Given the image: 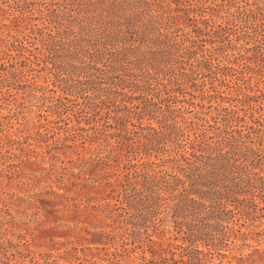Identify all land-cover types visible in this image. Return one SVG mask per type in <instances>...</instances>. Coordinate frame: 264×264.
Wrapping results in <instances>:
<instances>
[{"label":"rangeland","instance_id":"rangeland-1","mask_svg":"<svg viewBox=\"0 0 264 264\" xmlns=\"http://www.w3.org/2000/svg\"><path fill=\"white\" fill-rule=\"evenodd\" d=\"M0 264H264V0H0Z\"/></svg>","mask_w":264,"mask_h":264}]
</instances>
